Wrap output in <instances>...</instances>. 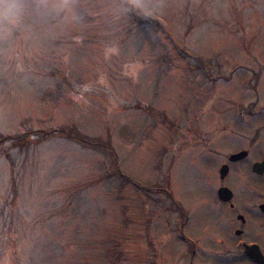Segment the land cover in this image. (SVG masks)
Wrapping results in <instances>:
<instances>
[{
	"label": "rangeland",
	"instance_id": "rangeland-1",
	"mask_svg": "<svg viewBox=\"0 0 264 264\" xmlns=\"http://www.w3.org/2000/svg\"><path fill=\"white\" fill-rule=\"evenodd\" d=\"M240 61H264V0H0V264L178 262Z\"/></svg>",
	"mask_w": 264,
	"mask_h": 264
},
{
	"label": "flooded vegetation",
	"instance_id": "flooded-vegetation-1",
	"mask_svg": "<svg viewBox=\"0 0 264 264\" xmlns=\"http://www.w3.org/2000/svg\"><path fill=\"white\" fill-rule=\"evenodd\" d=\"M215 75L218 80L225 75L227 86L241 92L228 103L235 107L230 117L235 126L213 118V224L195 237L174 222L169 234L180 247L175 264H264V100L259 93L264 61H240L229 70L216 69ZM226 134L234 144H216Z\"/></svg>",
	"mask_w": 264,
	"mask_h": 264
},
{
	"label": "clouds",
	"instance_id": "clouds-1",
	"mask_svg": "<svg viewBox=\"0 0 264 264\" xmlns=\"http://www.w3.org/2000/svg\"><path fill=\"white\" fill-rule=\"evenodd\" d=\"M11 7H12L11 5H7V4L4 5V8H5L4 15H5L6 20L11 19L15 15V13L8 11V9Z\"/></svg>",
	"mask_w": 264,
	"mask_h": 264
},
{
	"label": "trees",
	"instance_id": "trees-1",
	"mask_svg": "<svg viewBox=\"0 0 264 264\" xmlns=\"http://www.w3.org/2000/svg\"><path fill=\"white\" fill-rule=\"evenodd\" d=\"M7 138V137H6Z\"/></svg>",
	"mask_w": 264,
	"mask_h": 264
}]
</instances>
